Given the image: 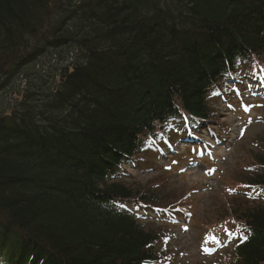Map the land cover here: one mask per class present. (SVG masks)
<instances>
[{
	"label": "trees",
	"instance_id": "1",
	"mask_svg": "<svg viewBox=\"0 0 264 264\" xmlns=\"http://www.w3.org/2000/svg\"><path fill=\"white\" fill-rule=\"evenodd\" d=\"M48 53V71L14 88ZM262 53L264 0H0V263L157 260L161 227L120 204L162 210L173 195L126 186L125 164L169 122L185 136L211 120L239 68L257 85ZM260 143L227 213L244 234L237 264H264Z\"/></svg>",
	"mask_w": 264,
	"mask_h": 264
},
{
	"label": "rangeland",
	"instance_id": "2",
	"mask_svg": "<svg viewBox=\"0 0 264 264\" xmlns=\"http://www.w3.org/2000/svg\"><path fill=\"white\" fill-rule=\"evenodd\" d=\"M50 58L48 53L36 65L25 68L23 75L13 79V87L22 88L26 79L47 72ZM260 58L264 60V53ZM239 70L241 82L237 81L236 88L229 87L226 96L216 94L209 100L213 117L192 129L199 134L196 142L185 147V139L179 135L184 126L169 122L160 139H169L171 145L139 155V162L125 164L118 178L134 190L160 192V198L173 195L169 210L124 206L138 215L146 230L161 227L155 242L158 259L150 264H237L233 247L244 234L237 230L238 222L227 215L228 208L240 202L236 197L249 195L243 181L253 170L255 154L263 151L260 142L264 136V69L260 67V75L253 77L255 86L248 84L244 70ZM6 98L11 107L20 95Z\"/></svg>",
	"mask_w": 264,
	"mask_h": 264
}]
</instances>
